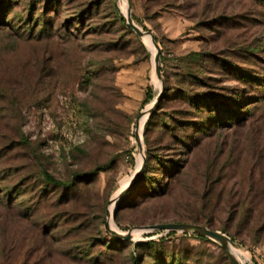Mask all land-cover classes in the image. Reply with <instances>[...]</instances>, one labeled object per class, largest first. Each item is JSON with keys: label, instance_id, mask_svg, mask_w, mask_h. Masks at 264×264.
Returning <instances> with one entry per match:
<instances>
[{"label": "rangeland", "instance_id": "rangeland-1", "mask_svg": "<svg viewBox=\"0 0 264 264\" xmlns=\"http://www.w3.org/2000/svg\"><path fill=\"white\" fill-rule=\"evenodd\" d=\"M123 1L3 0L0 264H233L209 238L148 229L196 220L234 239L240 264H264V5L127 0L161 48L158 78ZM183 92L231 113L199 114ZM149 152L163 167L146 168ZM140 158L113 219L141 233L126 240L108 211ZM45 171L80 185L78 196L65 199Z\"/></svg>", "mask_w": 264, "mask_h": 264}, {"label": "water", "instance_id": "water-1", "mask_svg": "<svg viewBox=\"0 0 264 264\" xmlns=\"http://www.w3.org/2000/svg\"><path fill=\"white\" fill-rule=\"evenodd\" d=\"M125 19L127 21L128 27L132 28L141 38H143L146 35L151 36L152 42L157 49V53L154 56L155 72L157 74V77L161 78L162 77L161 64H160L161 48H160L159 44L157 43L156 37L151 32L144 31L142 28H140L133 21V18L131 15V3L130 2H129L128 12L125 15ZM157 103H158V101L156 102V104ZM153 107H151L149 109V112H146L145 115H150L151 111L154 109ZM136 141H137L138 149L141 151V153H144L143 139H141V136H140L138 131L136 133ZM144 166H145V162H143L141 169L136 174L134 181L121 192V194L119 195V198H118L119 201L121 200L122 197H124L128 192L131 191L136 180L139 178V176L143 172ZM112 202H113V200H112ZM114 215H115V213H114ZM110 216H111V212L109 210L108 211V217H110ZM148 229L160 230V231L194 233V234L209 238V239L219 243L224 249L229 251L230 258H231V261L233 264H240L238 259L236 258V256L230 250L231 246L235 245V242L230 237H228L226 234H223L220 231L213 230L207 226H204L201 224H195V223H166V224H157V225L149 226ZM110 231L113 235H115L119 238L126 239V240H132L133 234L131 232H129L127 234H122V233L112 229L111 227H110Z\"/></svg>", "mask_w": 264, "mask_h": 264}, {"label": "trees", "instance_id": "trees-1", "mask_svg": "<svg viewBox=\"0 0 264 264\" xmlns=\"http://www.w3.org/2000/svg\"><path fill=\"white\" fill-rule=\"evenodd\" d=\"M261 3H262V5H264V0H259ZM2 3V4H1ZM8 5V2H6V3H3V0H0V9L2 10V13L0 12V15H2V18L1 19H3L6 15L4 14V12H5V9H6V6ZM0 19V20H1ZM82 20V22H83V18H81ZM121 20L124 22V24H125V26L127 27V28H129L127 25H126V23H125V19L123 18V17H121ZM37 22H38V26H37V28L39 27V26H41V29H40V31L38 32L40 35H42V34H46V32L48 31V28H47V25L46 26H44L45 24L44 23H41L40 22V20H37ZM31 29V28H30ZM13 30H16V29H13ZM33 31H35V30H33ZM97 69H99V68H97ZM193 74H190V76H192ZM179 96L180 97H182V99L184 100V101H186V102H188V103H190V105L191 106H193L195 109H197V111H199V114H202V113H211V112H213V111H217V112H223V113H231L230 112V110H229V108H230V106H227V105H222V106H218V105H216L215 103H216V101H214V100H212V101H209L208 99H204V98H202V97H196V98H193V97H191V95L190 94H188L187 92L185 93V92H183V93H180L179 94ZM151 98H152V94H149V97L145 100V102H144V104H147L150 100H151ZM220 107H223V108H225V110H221L220 109ZM214 108H215V110H214ZM212 114V113H211ZM156 118H158V115H157V112H154L152 115H151V117H150V119H149V121H148V123H147V131L151 128L150 126L152 125V123H155L156 122ZM165 121H167V118L165 119V120H163V123L165 122ZM200 126H201V124H200ZM199 126V127H200ZM202 128H203V126H201ZM147 133V132H146ZM147 142H149V140L147 139ZM154 156H152V153H150L149 152V154H148V161H147V169H150V165L153 163V162H159L161 165H162V167H163V165H164V163L162 162L163 160L162 159H160V157H155V158H153ZM145 171H147L146 169H145ZM41 176L42 177H44V181L46 182V183H48V184H50V185H52V186H54L55 188H57V189H59V190H62V191H64L65 193H64V195H63V197H65V199H70V198H76L77 196H78V194H79V186L80 185H78L77 183H75V182H70V183H67V182H63V181H60V180H58L57 178H55L51 173H49V172H43L42 174H41ZM20 189V188H19ZM134 189V188H133ZM133 189L130 191V192H128L125 196H124V198H126V197H128V196H130V194L132 193V191H133ZM16 195V198L18 199L21 195H22V193L19 191V190H17L16 192H15V194H14V196ZM5 197H3L1 200H3ZM121 203H122V200H120L119 201V203H118V206L117 207H119L120 208V206H121ZM195 222V224H200L199 223V221H194ZM204 226H206V225H204ZM208 226V225H207ZM209 228H210V226H209ZM224 233H227L226 231H223ZM185 234H188V233H185ZM194 236H196V237H198V238H200V239H206L205 237H203V236H200V235H195V234H193ZM148 237H150V235L148 236ZM233 241H234V239H232ZM145 244H147L149 247H151V246H155V242L154 241H148V242H146ZM138 245H140V244H138Z\"/></svg>", "mask_w": 264, "mask_h": 264}, {"label": "bare ground", "instance_id": "bare-ground-1", "mask_svg": "<svg viewBox=\"0 0 264 264\" xmlns=\"http://www.w3.org/2000/svg\"><path fill=\"white\" fill-rule=\"evenodd\" d=\"M128 7H129V5H128V2H127V0H124L123 1V5H122V9H123V11H124V13L125 14H127V12H128ZM143 40L145 41V43L148 45V47L149 48H151L152 50H153V52L155 53L154 54V56L156 55V53H157V49H156V47L154 46V44H153V42H152V39H151V36H149V35H146V36H144L143 37ZM148 118H149V115H144L140 120H139V124H138V132H139V134H140V136H141V139H143V130H144V126H145V123L147 122V120H148ZM142 159L140 158V161H139V168L141 167V165H142ZM132 181H133V178H130L129 180H126L125 182H124V184H123V186H122V188L118 191V193L115 195V197L113 198V202H112V204L110 205V207H109V210H110V212H111V216L109 217V224H110V226H111V228L112 229H114V230H116V231H118V232H121L119 229H118V227L116 226V224H115V222H114V213H115V210H116V208H117V205H118V203H119V200H118V198H119V195L121 194V192L127 187V186H129L131 183H132ZM140 232L139 231H137V230H135L134 232H133V236L134 237H137V236H140ZM231 252L234 254V255H238V252H237V249L234 247V246H231Z\"/></svg>", "mask_w": 264, "mask_h": 264}]
</instances>
